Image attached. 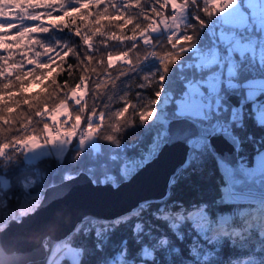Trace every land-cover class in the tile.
<instances>
[{
  "label": "trees",
  "instance_id": "16d2710c",
  "mask_svg": "<svg viewBox=\"0 0 264 264\" xmlns=\"http://www.w3.org/2000/svg\"><path fill=\"white\" fill-rule=\"evenodd\" d=\"M176 1L186 19L171 34L162 23L172 16L171 0H0V229L25 192L43 194L66 173H92L83 166L96 168V176L114 171L148 150L164 88L173 93L166 113L177 117L189 82L221 73L220 102L200 121L219 126L234 117L249 78L264 76V63L245 56L229 74L217 7ZM214 48L222 50L221 61L200 64L199 55ZM116 53L126 56L125 64L109 63ZM65 103L67 125L102 115L94 120L99 148L73 140L62 158L48 154L28 162L24 148L15 147L31 135L45 136L51 114ZM111 111L117 113L107 119ZM231 128L249 163L252 144L264 147V133L254 135L247 113ZM228 186L204 139L165 198L114 217L90 216L66 241L80 248L78 264H264V199L230 201ZM58 264L73 261L65 255Z\"/></svg>",
  "mask_w": 264,
  "mask_h": 264
},
{
  "label": "water",
  "instance_id": "95a60500",
  "mask_svg": "<svg viewBox=\"0 0 264 264\" xmlns=\"http://www.w3.org/2000/svg\"><path fill=\"white\" fill-rule=\"evenodd\" d=\"M163 125L168 137L156 155L118 185L97 182L85 170L49 184L33 210L11 217L0 229V264L45 261L46 240H67L89 215L114 217L145 201L165 198L174 175L189 161L195 137L208 140L230 189L251 196L242 201L264 198V147L249 164L240 155L241 137L232 129H215L188 115L167 117Z\"/></svg>",
  "mask_w": 264,
  "mask_h": 264
},
{
  "label": "rangeland",
  "instance_id": "374dc122",
  "mask_svg": "<svg viewBox=\"0 0 264 264\" xmlns=\"http://www.w3.org/2000/svg\"><path fill=\"white\" fill-rule=\"evenodd\" d=\"M173 5L177 7L178 11L181 12L180 17L174 15L171 19V26H172V33H178L180 27L182 26V21L186 19V12L182 7V4L177 2L176 0H171ZM213 4L217 7L220 15L219 23V32L220 37H224L228 39V51L230 55L238 57L239 55H246L252 54L255 57H258L261 62L264 63V45H261L258 41L252 40L250 37L244 38L241 37L236 39L237 34H241L243 30L249 27L253 21L258 20V36H264V0H213ZM212 6V5H211ZM222 19V21H221ZM166 19L162 21L163 26L168 28L166 24ZM233 43V45H230ZM222 50L220 48H214L210 55H206L201 53L198 58V62L202 65H207L209 63L221 61L222 57ZM226 60L228 59L225 56ZM124 59V55L122 53L111 54L109 56V63L110 64H117L118 61ZM236 71L235 61L232 58H229V65H228V72L232 74ZM222 74L217 73L213 75H209L207 78L202 80H193L189 82L187 89L184 93V96L178 99V106H177V116L180 115H188L190 117L196 118L198 120L203 119L209 115L211 107H217L220 102V97L218 96V91L220 88V83L222 80ZM249 85L246 90L245 97L247 99H254L264 95V76H253L249 78L247 81ZM218 86V87H217ZM84 93V91H81ZM206 95L207 97H204ZM173 97V93L169 88H164L160 92V96L157 100L156 109H155V119L154 122L157 125L156 132L154 135V141L151 143L150 148L141 152L142 155L136 157L135 159L128 160L121 165L118 166L114 171H102L98 176L95 175L94 170L92 171L91 168L83 166L90 173L95 181L97 182H107L111 181L115 185H118L125 179L130 178L145 162L152 159L156 153L159 151L163 143L167 140L168 133L163 126V121L165 118L168 117L167 105L171 102ZM261 99V98H260ZM255 100L252 103H249L251 106H247L249 109V114L247 113L248 121L251 125V129L256 132L257 136L260 137L264 133V128H260L256 124H264V108H256L254 106ZM117 111H111L108 117H112L113 114H116ZM254 113L256 115H254ZM69 110L68 105L60 104L54 112L51 114V118L53 124L58 123L62 118L68 116ZM255 116V121L252 122ZM102 115L100 116H93L90 120L89 131L87 137L85 138H76L74 132L70 129H62L58 133L51 132V127H49L46 131L45 136L40 135H31L26 140L23 141V148L25 151V158L28 162L32 163L37 161L39 158L43 157L44 155L54 154L57 157H64L67 150L69 149L70 142L73 140H77L78 145L81 147L92 146L95 148H99V143L96 140V129L98 130V124L95 126L94 120L100 119L102 121ZM253 117V119L251 118ZM236 115L230 120L236 122ZM205 120V119H204ZM202 121V120H201ZM215 129H221L220 126H214ZM68 131V132H67ZM255 140V136H253ZM204 139V138H203ZM258 143L256 142L252 144L251 152L253 153ZM251 154V153H250ZM249 164L253 163V155L249 157ZM102 164V163H101ZM100 166V163H98ZM72 174L66 173L65 177H69ZM6 183L7 180H4ZM30 185V184H29ZM228 189L230 187L228 186ZM227 189V191H228ZM227 191L225 196L227 195ZM43 194L41 193H33L28 194L27 192L24 193L22 201L20 202L19 206L15 208V211L12 212V217H19L23 213H27L33 210L38 203L41 201ZM227 198V196H226ZM228 199V198H227ZM229 200V199H228ZM254 200V199H252ZM256 201H260L259 198H255ZM231 201V200H230ZM5 208L4 210H6ZM11 209L9 210V212ZM223 218H230V215H223ZM8 222V221H7ZM6 222V223H7ZM3 224V226L6 225ZM1 227V228H2ZM64 244V242H62ZM61 243V244H62ZM54 244V243H52ZM51 244V245H52ZM60 245V244H59ZM59 245L54 246V253L56 252L55 249L59 247ZM71 247V246H70ZM72 248V247H71ZM73 249V248H72ZM75 257L74 259L71 258L69 255L68 257L73 261V264L79 263V256L78 253L80 252V248H75ZM53 253V254H54ZM64 255V256H63ZM65 254H61L59 256V262L65 257ZM49 263V262H48ZM114 264V262H112Z\"/></svg>",
  "mask_w": 264,
  "mask_h": 264
},
{
  "label": "built area",
  "instance_id": "2783aa9c",
  "mask_svg": "<svg viewBox=\"0 0 264 264\" xmlns=\"http://www.w3.org/2000/svg\"><path fill=\"white\" fill-rule=\"evenodd\" d=\"M206 2L209 3L210 0H206ZM194 4L198 5L199 4V0H195ZM257 23H258L257 20L254 21L249 29L243 30L241 34H237L236 38H241V37L248 38V37H250L252 40H256L260 44L264 45V38L263 37H259V36H257L255 34ZM245 59H246V57H243V56L234 57L235 63L241 62V61H243ZM253 105L256 106V108H263L264 107V97H262L261 99L260 98L255 99V104H253ZM236 117H237L235 119L236 122L240 123L242 121V117H243V112H242V110L240 108H239V111H238V114L236 115ZM232 122L233 121H226V122H224V123H222L220 125V128H227V127H229L232 124ZM75 130L78 131L82 137H84L87 134V129L86 128H79V129H75ZM53 132H57V129L54 128ZM195 140L197 141L199 139L196 138Z\"/></svg>",
  "mask_w": 264,
  "mask_h": 264
},
{
  "label": "bare ground",
  "instance_id": "6f19581e",
  "mask_svg": "<svg viewBox=\"0 0 264 264\" xmlns=\"http://www.w3.org/2000/svg\"><path fill=\"white\" fill-rule=\"evenodd\" d=\"M227 198L229 199V200H235V201H242V200H244L246 197H251V196H246L245 194H242V193H239V192H236V191H233L232 189H228V191H227ZM251 199H254V198H251ZM251 199H247V200H251ZM261 199H264V198H261ZM158 200H160V199H158ZM91 215H89V217H90ZM47 240H50L51 242H53L54 243V241H52L51 239H47ZM46 240V241H47ZM64 242V241H63ZM55 253L54 254H52V257H51V259H50V261H49V263L48 264H56V262L59 260L58 258H59V254L63 251L64 253H66L67 255H69L71 258H73L74 259V257H75V252H74V250L69 246V247H65V245L62 243V244H60L59 245V247H57L56 249H55ZM64 256V255H63Z\"/></svg>",
  "mask_w": 264,
  "mask_h": 264
},
{
  "label": "crops",
  "instance_id": "0c3cea01",
  "mask_svg": "<svg viewBox=\"0 0 264 264\" xmlns=\"http://www.w3.org/2000/svg\"><path fill=\"white\" fill-rule=\"evenodd\" d=\"M255 115H256V114H255ZM251 118L253 119V117H251ZM255 119H256V118H255V116H254V119L252 120V122L255 121ZM255 122H256V121H255ZM252 124H253V123H252ZM256 124H257L258 126H260V128H264V124H259V123H257V122H256ZM253 131H254V129H253ZM67 132H68V131H67ZM254 135L257 136L256 132H254ZM74 141H75V140H74Z\"/></svg>",
  "mask_w": 264,
  "mask_h": 264
}]
</instances>
